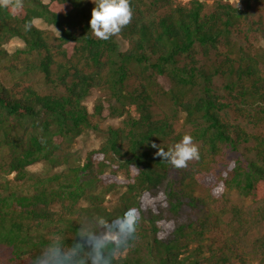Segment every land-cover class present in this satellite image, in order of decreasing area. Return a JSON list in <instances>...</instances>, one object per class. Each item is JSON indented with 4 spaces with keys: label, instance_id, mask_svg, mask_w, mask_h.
I'll return each mask as SVG.
<instances>
[{
    "label": "trees",
    "instance_id": "trees-1",
    "mask_svg": "<svg viewBox=\"0 0 264 264\" xmlns=\"http://www.w3.org/2000/svg\"><path fill=\"white\" fill-rule=\"evenodd\" d=\"M14 2L0 6V264L53 243L90 264L84 237L111 253L109 225L133 213L110 264H264V0H130L108 40L90 29L93 0ZM88 132L104 140L80 163ZM185 135L199 159L177 169L157 152Z\"/></svg>",
    "mask_w": 264,
    "mask_h": 264
},
{
    "label": "clouds",
    "instance_id": "clouds-1",
    "mask_svg": "<svg viewBox=\"0 0 264 264\" xmlns=\"http://www.w3.org/2000/svg\"><path fill=\"white\" fill-rule=\"evenodd\" d=\"M9 2L10 0H0V6L7 7ZM93 3L94 7L89 21L90 29L101 40H108L120 33L121 29L132 20L133 11L130 0H93ZM12 7L17 11L22 9V0H15ZM25 27L27 29L30 25ZM157 155L179 169L187 167L188 162L192 160H198L199 150L193 143V138L190 135H185L180 142L168 150L159 148ZM134 216V213L131 216L125 215L109 225L110 230L116 234L117 240L120 242L113 244L111 253L106 250L107 243L103 242L99 236L93 234L84 237L85 240L90 241V264H110L111 257L134 238L136 230ZM78 249L79 247H72L65 251L61 245L53 243L35 260V264H73V257L80 256ZM77 264H88V262L81 258Z\"/></svg>",
    "mask_w": 264,
    "mask_h": 264
},
{
    "label": "rangeland",
    "instance_id": "rangeland-1",
    "mask_svg": "<svg viewBox=\"0 0 264 264\" xmlns=\"http://www.w3.org/2000/svg\"><path fill=\"white\" fill-rule=\"evenodd\" d=\"M180 1L182 3H187L190 0H180ZM228 1L236 7H239L241 9L244 8L243 0H228ZM211 6H212V2H209L207 9L210 10ZM259 13H260V9L258 7H254L250 11L251 20H255L257 16L259 15ZM34 24L40 29H52L56 34H58V32L53 27L47 26L41 20H36ZM250 36H251V42L253 44H256V45L259 44V38H258L259 36L257 33H252ZM19 47H23V43L18 39L12 40L8 45L5 46L6 50H8L9 52H14L15 49ZM126 48H127V45L122 44L121 50L124 51ZM99 95L100 94L98 92H93L91 96L85 101V105L88 108V111L90 113L93 112L95 101L97 100ZM120 122H121V119H108V120H105L100 126L101 128L116 127L120 124ZM103 140L104 139L102 138V135H100L99 133H94V132H88L84 134L82 137H80L77 140V143L74 148V151L76 152L79 162L84 163L87 153L93 149H98L101 146ZM235 156L236 154H232V158H234ZM29 170L32 173H39L41 171H45L46 166L44 164H37V165L30 167ZM252 206L253 208L257 207L256 205H252Z\"/></svg>",
    "mask_w": 264,
    "mask_h": 264
}]
</instances>
